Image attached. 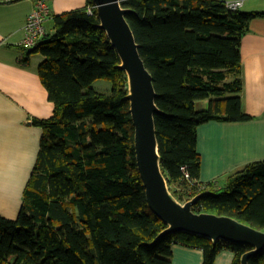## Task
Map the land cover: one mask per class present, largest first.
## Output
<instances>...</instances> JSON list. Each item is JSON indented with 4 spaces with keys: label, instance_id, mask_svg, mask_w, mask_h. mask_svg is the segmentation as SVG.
<instances>
[{
    "label": "trees",
    "instance_id": "16d2710c",
    "mask_svg": "<svg viewBox=\"0 0 264 264\" xmlns=\"http://www.w3.org/2000/svg\"><path fill=\"white\" fill-rule=\"evenodd\" d=\"M231 2L121 0L133 10L127 19L163 111L155 122L172 194L185 202L205 193L195 212L229 215L264 230V160L248 163L219 188L200 180L199 126L252 118L243 107L242 43L264 11ZM30 51L43 56L38 73L54 113L33 119L42 129L39 150L18 216L0 214V264H173L175 243L202 249L203 264H215L227 248L235 253L233 264H241L250 246L184 231L157 240L168 225L147 201L127 74L94 0L55 14L54 33ZM99 79L112 82L110 93L92 87ZM201 101L207 105L198 106ZM249 264H264V251Z\"/></svg>",
    "mask_w": 264,
    "mask_h": 264
},
{
    "label": "crops",
    "instance_id": "0c3cea01",
    "mask_svg": "<svg viewBox=\"0 0 264 264\" xmlns=\"http://www.w3.org/2000/svg\"><path fill=\"white\" fill-rule=\"evenodd\" d=\"M37 0H0V214L18 216L23 191L35 162L42 129L33 119L49 118V100L38 66L43 60L21 44L27 17ZM236 1V0H230ZM243 9L264 11V0H243ZM87 0H50L51 17L86 5ZM45 22V24L47 23ZM52 21V20H51ZM46 26V25H45ZM46 27L54 32V23ZM42 40V41H43ZM243 107L252 118L245 121H210L199 126L201 181L215 183L250 162L264 160V17H254L243 38ZM36 58L35 61L33 59ZM200 107H205L206 102ZM17 215V216H16ZM16 216V217H15ZM173 264H203V250L175 243ZM235 253L221 250L215 264H233Z\"/></svg>",
    "mask_w": 264,
    "mask_h": 264
},
{
    "label": "water",
    "instance_id": "95a60500",
    "mask_svg": "<svg viewBox=\"0 0 264 264\" xmlns=\"http://www.w3.org/2000/svg\"><path fill=\"white\" fill-rule=\"evenodd\" d=\"M102 27L116 49L120 69L128 79L130 112L135 127L136 159L151 210L168 226L158 236L188 232L228 243L250 246L241 258V264L264 251V230L239 219L210 212H195L194 204L205 193L181 202L171 192L161 168V156L155 116L163 111L156 103L153 76L140 52L135 33L127 19L133 10L124 8L121 0H94Z\"/></svg>",
    "mask_w": 264,
    "mask_h": 264
},
{
    "label": "built area",
    "instance_id": "2783aa9c",
    "mask_svg": "<svg viewBox=\"0 0 264 264\" xmlns=\"http://www.w3.org/2000/svg\"><path fill=\"white\" fill-rule=\"evenodd\" d=\"M50 0H37L35 8L27 17L24 25V36L20 44L27 50H33L44 39L47 34L45 22L51 17L49 6ZM243 1L238 0L230 3L231 7L242 5ZM93 7H88V12L93 13Z\"/></svg>",
    "mask_w": 264,
    "mask_h": 264
},
{
    "label": "rangeland",
    "instance_id": "374dc122",
    "mask_svg": "<svg viewBox=\"0 0 264 264\" xmlns=\"http://www.w3.org/2000/svg\"><path fill=\"white\" fill-rule=\"evenodd\" d=\"M243 1V0H242ZM244 2V1H243ZM52 20V21H51ZM54 23V16H52V18L47 21V23L45 24L46 27L48 28L49 31H51V27L50 25ZM54 33V32H53ZM34 56H37L39 58H43V56L41 55V53L39 52H35L32 54V57ZM36 58L33 59V61H35ZM92 87L100 92H104V93H110L112 91V82H110L109 80H105V79H99V80H96L93 84H92ZM202 102V101H201ZM199 102L198 103V106L203 104ZM206 102V101H204ZM222 181H226V179H222ZM18 214V213H17ZM17 216V215H16ZM15 216V217H16Z\"/></svg>",
    "mask_w": 264,
    "mask_h": 264
}]
</instances>
